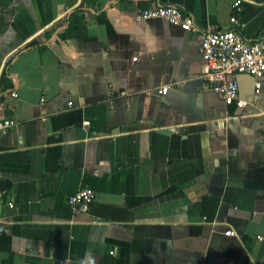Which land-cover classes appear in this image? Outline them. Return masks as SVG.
<instances>
[{
  "label": "crops",
  "instance_id": "1",
  "mask_svg": "<svg viewBox=\"0 0 264 264\" xmlns=\"http://www.w3.org/2000/svg\"><path fill=\"white\" fill-rule=\"evenodd\" d=\"M233 2L0 0V99L19 95L1 114L18 126L0 138V264H264V80L257 95L239 75L247 106L228 107L199 51ZM158 5L200 32L137 20ZM239 18L264 38V0Z\"/></svg>",
  "mask_w": 264,
  "mask_h": 264
},
{
  "label": "built area",
  "instance_id": "2",
  "mask_svg": "<svg viewBox=\"0 0 264 264\" xmlns=\"http://www.w3.org/2000/svg\"><path fill=\"white\" fill-rule=\"evenodd\" d=\"M245 0H234L230 19V28L226 30H210L203 33L200 54L208 67L204 74L210 90L225 102L228 107L244 109L247 104L239 97V75H249L256 80V94H260L264 80V38L252 41L244 36L246 26L239 15ZM138 21L164 20L186 33H199L193 16L177 6L158 5L140 12ZM168 86L159 90L160 95H167ZM19 95L17 91L0 99V138L12 132L17 126L16 120L1 116L5 112H13ZM72 106V104H70ZM96 193L84 189L69 198L70 207L81 213H86L95 201ZM14 208V204L10 205ZM10 233V229L0 219V236ZM232 236L233 232L226 233Z\"/></svg>",
  "mask_w": 264,
  "mask_h": 264
}]
</instances>
